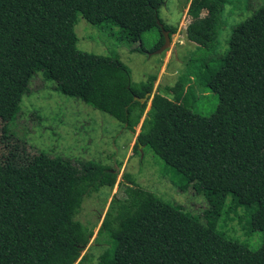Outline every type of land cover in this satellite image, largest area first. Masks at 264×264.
Here are the masks:
<instances>
[{
    "label": "trees",
    "instance_id": "trees-1",
    "mask_svg": "<svg viewBox=\"0 0 264 264\" xmlns=\"http://www.w3.org/2000/svg\"><path fill=\"white\" fill-rule=\"evenodd\" d=\"M164 2L0 0V120L6 126L17 120L32 80L42 73L45 81L55 83L56 91L112 116L131 133L142 124L137 144L149 147L148 136L161 129L162 112L155 106L146 113L148 101L135 98L152 94L157 78L135 84L130 68L118 56L80 51L75 26L82 15L100 29L119 28L121 39L140 43L135 50L142 53L148 52L144 34L157 29L161 36L154 52L165 43L157 23ZM228 2H190L185 37L200 47L190 64L202 65L203 72L195 76L194 84L192 74L181 77L174 101L192 111L194 119L202 116L197 112V88L218 98L216 91L221 89L264 113V3L233 28L227 52L216 55ZM160 22L170 38L177 32ZM94 165L98 164L86 167ZM167 171L180 191L192 185L203 194L209 208L197 215L130 181L122 182L94 240L107 245L97 264H264V201L242 203L233 191L207 189L202 180L192 179L173 164H168ZM97 177L91 188L96 192L104 185L102 172ZM76 214L0 163V264H85L90 254L84 252L94 230L77 220ZM232 215L239 225L247 223L248 233L262 234L258 250L231 237L220 225L223 217L226 221Z\"/></svg>",
    "mask_w": 264,
    "mask_h": 264
},
{
    "label": "rangeland",
    "instance_id": "rangeland-1",
    "mask_svg": "<svg viewBox=\"0 0 264 264\" xmlns=\"http://www.w3.org/2000/svg\"><path fill=\"white\" fill-rule=\"evenodd\" d=\"M228 1L216 55L227 52L233 28L264 3ZM190 2L165 0L160 8V20L177 28L170 48L162 54L153 52L161 36L157 29L144 34L148 52L142 53L135 50L140 43L132 45L121 39L119 28L100 29L78 15L75 33L80 51L118 56L130 68L135 84L145 83L151 76L157 78L146 113L156 106L163 119L161 129L148 136L149 147L137 144L142 124L131 133L112 116L56 91L55 83L45 81L42 73L32 80L17 120L9 126L0 120L1 165L68 212H77L76 219L94 230L84 252L90 254L85 264H97L107 248L94 240L122 182L130 181L197 215L209 208L205 196L192 185L180 191L172 184L168 164L202 180L207 189L235 192L242 203L264 201V113L221 89L216 91L218 98L197 88V112L207 118L194 119L192 111L174 101L181 77L192 74L194 84L195 76L203 72L202 65L190 64L200 49L185 37ZM89 163L98 165L86 167ZM99 172L104 185L96 192L91 188L99 181ZM225 219L220 225L228 235L246 242L252 250L261 247L260 232L248 233L247 223L239 225L234 215Z\"/></svg>",
    "mask_w": 264,
    "mask_h": 264
},
{
    "label": "water",
    "instance_id": "water-1",
    "mask_svg": "<svg viewBox=\"0 0 264 264\" xmlns=\"http://www.w3.org/2000/svg\"><path fill=\"white\" fill-rule=\"evenodd\" d=\"M157 23L162 29L163 35L165 37V43L157 51H155V54H162L163 52H165L170 48L172 40L169 36V32L165 30L164 25L160 22V20H158ZM150 95L151 94H147L146 97L143 99H139V98H135V99L140 100L142 103H145L149 101Z\"/></svg>",
    "mask_w": 264,
    "mask_h": 264
}]
</instances>
